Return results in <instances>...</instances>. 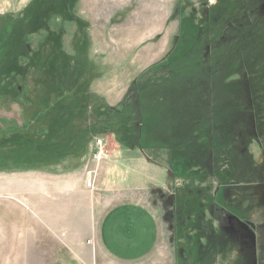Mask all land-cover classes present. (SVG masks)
<instances>
[{"label": "rangeland", "instance_id": "1", "mask_svg": "<svg viewBox=\"0 0 264 264\" xmlns=\"http://www.w3.org/2000/svg\"><path fill=\"white\" fill-rule=\"evenodd\" d=\"M0 264H264V0H0Z\"/></svg>", "mask_w": 264, "mask_h": 264}, {"label": "crops", "instance_id": "2", "mask_svg": "<svg viewBox=\"0 0 264 264\" xmlns=\"http://www.w3.org/2000/svg\"><path fill=\"white\" fill-rule=\"evenodd\" d=\"M123 205L107 211L101 221L100 232L108 241L106 245L110 251H116L121 257H131L152 247L156 237L155 221L151 212L144 207ZM124 223L127 227L123 226ZM118 224L120 227L117 229ZM117 236L123 238L115 240Z\"/></svg>", "mask_w": 264, "mask_h": 264}, {"label": "built area", "instance_id": "3", "mask_svg": "<svg viewBox=\"0 0 264 264\" xmlns=\"http://www.w3.org/2000/svg\"><path fill=\"white\" fill-rule=\"evenodd\" d=\"M106 157H107V152L104 149V143L102 142L101 139H97L96 144H95V150L93 153V159H94L95 163L101 162ZM93 171L94 170H90V173ZM85 185L87 188L93 187V178L91 176H88L85 179Z\"/></svg>", "mask_w": 264, "mask_h": 264}]
</instances>
